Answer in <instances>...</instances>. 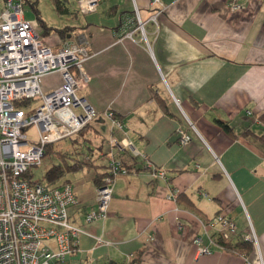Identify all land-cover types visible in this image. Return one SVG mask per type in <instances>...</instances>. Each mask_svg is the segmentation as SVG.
<instances>
[{
  "label": "crops",
  "instance_id": "obj_1",
  "mask_svg": "<svg viewBox=\"0 0 264 264\" xmlns=\"http://www.w3.org/2000/svg\"><path fill=\"white\" fill-rule=\"evenodd\" d=\"M238 2L243 8L231 11L227 0H100L71 25L67 41L91 44L82 96L94 122L111 128L89 125L74 139L73 152L88 151L83 168L62 177L77 200L69 221L82 230L65 264H264V0ZM61 84L59 73L41 82L43 91ZM179 130L190 136L185 145ZM112 138L130 142L164 177L111 148ZM114 156L129 171L114 178L106 216L86 222ZM217 214L235 225L230 249L210 244L211 253L197 254L195 237L217 240L219 225L207 226ZM250 230L254 243L243 240Z\"/></svg>",
  "mask_w": 264,
  "mask_h": 264
},
{
  "label": "built area",
  "instance_id": "obj_2",
  "mask_svg": "<svg viewBox=\"0 0 264 264\" xmlns=\"http://www.w3.org/2000/svg\"><path fill=\"white\" fill-rule=\"evenodd\" d=\"M150 1L161 5L160 0ZM99 2L78 0V10L92 13ZM23 5V0H3L0 12V264H65L82 232L69 221L68 209L77 204L73 187L68 180L46 184L26 174L40 164L48 145L73 137L95 117L94 109L79 94L89 82L84 65L91 58L90 43L83 36L49 43L41 35L38 22L25 17ZM227 6L231 11L243 8L238 0H227ZM131 34L127 32L123 38ZM50 73H59L62 84L43 91L42 79ZM35 99L39 105L24 112L28 101ZM107 115L111 118L113 114ZM31 126L37 132L35 141L28 140L25 133ZM177 134L181 145L189 142L187 133L179 130ZM109 145L117 152L141 157L145 167L164 177V171L152 167L127 140L112 138ZM128 171L119 160L111 159L96 190V206L86 214V222L106 216L113 180ZM207 224L219 225L217 240L208 236L209 245H203L202 238L195 237L197 254L211 253L210 244L222 247L221 243L235 234L234 223L222 214ZM243 240L254 243L257 238L250 230Z\"/></svg>",
  "mask_w": 264,
  "mask_h": 264
},
{
  "label": "rangeland",
  "instance_id": "obj_3",
  "mask_svg": "<svg viewBox=\"0 0 264 264\" xmlns=\"http://www.w3.org/2000/svg\"><path fill=\"white\" fill-rule=\"evenodd\" d=\"M29 1H30V3L26 2L23 5V11H24L25 17L29 20H36L37 15H36L35 11H33L31 8V3L34 2L36 5V10H37L40 18L42 20H44L48 26H52L55 28H62L66 25H69V26L76 25V24H78V22L80 24V22L84 18V14L79 12L77 6L75 7L74 5H71V6L67 5L66 6L67 10L65 9V7H63L64 9L58 8V5H60V6L63 5V3H64L63 0H61V1L60 0H58V1L57 0H29ZM2 10H3V2H2V0H0V12ZM137 28H138V24H137ZM50 37L56 38L58 36L56 33H52L50 35ZM89 43H90V41H89ZM90 47H91V44H90ZM84 68H85V71H87L85 65H84ZM89 80H90V77H89ZM57 81H58V79L51 78L50 82L48 84L49 85L51 83L55 84ZM87 89H88V85H87V88L84 90H81L79 92V94L80 95L84 94L85 91H87ZM28 102H29L28 106L24 107V112L32 111L40 103V101L38 99H35L33 101H28ZM95 118L96 117H94V119L88 123L90 125L89 131H93V129H97L98 131H109L110 130V128H111L110 121H107L105 126H99L97 124V122H94ZM112 118L115 119L114 115ZM113 123L116 125V127H118V125H117V124H119L118 120L116 122L114 121ZM79 132L76 133L73 137L69 138L68 140H62L59 142H55V143L50 144L48 146L40 164L38 166L32 168L33 180L45 181L43 176H44V173L46 172V170H48L51 166L59 164L61 162L60 156H59L60 153H63V154L65 153V155H67V153H70V155L74 154L73 153L74 150H73L72 146H74V144H73L74 139L76 138V136L79 135ZM25 133L27 135L28 140H30V141L37 140V132L33 126L29 127L25 131ZM78 138H79V140L81 139L80 137H78ZM78 138H77V141H79ZM99 141L106 143V139L104 138V135L101 136ZM106 145H107V143H106ZM77 146H79V145H77ZM80 149H84V153L80 154V152L78 151L79 154H74V156H76L77 158L82 160L84 158V154L86 153L85 151H88V147L84 145L83 148L80 147ZM80 149H78V150H80ZM115 158H118V157L115 156ZM66 160H67V162H69V159L67 156H66ZM110 161H111L110 159L107 160L106 165H109Z\"/></svg>",
  "mask_w": 264,
  "mask_h": 264
},
{
  "label": "trees",
  "instance_id": "obj_4",
  "mask_svg": "<svg viewBox=\"0 0 264 264\" xmlns=\"http://www.w3.org/2000/svg\"><path fill=\"white\" fill-rule=\"evenodd\" d=\"M26 2L30 3L29 0H23V3H26ZM31 8H32L33 11H35V13L37 15L36 16V21L38 22V25H39V28H40V31H41V35L43 37H47V36H50L52 33H56L61 41L64 42V41L68 40V37L70 36V34H72L73 30L75 29L74 26L66 25V26H64L62 28H55V27H52V26H48L47 23L40 18L39 14H38V12L36 10V5H35L34 2L31 3ZM58 8H61V6L58 5ZM258 118H259V120L263 121V118L261 116H259ZM219 124L225 130H227V131L231 130L230 127L227 124H225V123H223L221 121H219ZM88 126H89V124L86 125L79 132V134L84 133L87 130ZM48 146L46 147V149L48 148ZM46 149H45V152H46ZM73 153L74 154H79L78 152H73ZM74 154L70 155V153H67V155H65V153L64 154L60 153L59 156H60V161L61 162L59 164L51 166L48 170H46V172L44 173V176H43L45 181H43V180H37V181H39V182L43 181V183H46V184H55L58 181H60V179H62V177L64 176L65 173L74 172V171H77V170L83 168V166H84L83 162L84 161H82L79 158H77L76 156H74ZM66 156L68 157L69 160H71V162L69 161L70 163L67 162ZM88 158H89V156H87V159ZM104 174L102 175V177L104 176ZM26 177L33 178L32 168L29 169L28 173L26 174ZM102 177H101V179L98 180L100 182V184H101ZM221 244H222L223 248L230 249L227 244H224V243H221ZM135 261L136 260H132L128 264H134ZM108 264H116V263H108Z\"/></svg>",
  "mask_w": 264,
  "mask_h": 264
}]
</instances>
